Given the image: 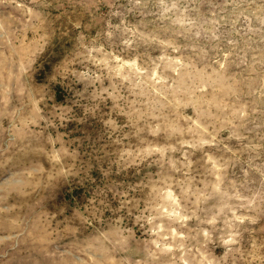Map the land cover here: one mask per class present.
I'll use <instances>...</instances> for the list:
<instances>
[{
    "label": "rangeland",
    "instance_id": "rangeland-1",
    "mask_svg": "<svg viewBox=\"0 0 264 264\" xmlns=\"http://www.w3.org/2000/svg\"><path fill=\"white\" fill-rule=\"evenodd\" d=\"M0 264H264V0H0Z\"/></svg>",
    "mask_w": 264,
    "mask_h": 264
}]
</instances>
